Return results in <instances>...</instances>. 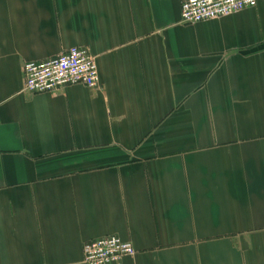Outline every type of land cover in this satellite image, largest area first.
I'll return each instance as SVG.
<instances>
[{
    "label": "crops",
    "instance_id": "1",
    "mask_svg": "<svg viewBox=\"0 0 264 264\" xmlns=\"http://www.w3.org/2000/svg\"><path fill=\"white\" fill-rule=\"evenodd\" d=\"M182 0H0V264H264V0L185 24ZM90 49L98 88L23 91Z\"/></svg>",
    "mask_w": 264,
    "mask_h": 264
},
{
    "label": "built area",
    "instance_id": "2",
    "mask_svg": "<svg viewBox=\"0 0 264 264\" xmlns=\"http://www.w3.org/2000/svg\"><path fill=\"white\" fill-rule=\"evenodd\" d=\"M258 0H182L181 17L185 24L218 19L257 6ZM23 91L30 95L54 93L66 86L98 88L101 75L90 49L73 46L45 61L24 64ZM136 254L130 241L115 235L87 241L83 246L85 264H119Z\"/></svg>",
    "mask_w": 264,
    "mask_h": 264
}]
</instances>
